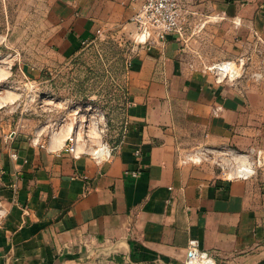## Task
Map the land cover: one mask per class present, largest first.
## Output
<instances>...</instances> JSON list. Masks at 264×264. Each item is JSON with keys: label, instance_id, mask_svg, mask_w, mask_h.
<instances>
[{"label": "crops", "instance_id": "obj_1", "mask_svg": "<svg viewBox=\"0 0 264 264\" xmlns=\"http://www.w3.org/2000/svg\"><path fill=\"white\" fill-rule=\"evenodd\" d=\"M144 2L51 0L55 54L78 55L98 30L132 39ZM180 3L183 37L134 48L110 162L75 159L67 138L44 139L39 126L34 142L22 129L0 141V264H185L193 241L217 264H264V182L228 181L184 157L252 144L264 117V0ZM244 53L262 83L203 72Z\"/></svg>", "mask_w": 264, "mask_h": 264}, {"label": "rangeland", "instance_id": "obj_2", "mask_svg": "<svg viewBox=\"0 0 264 264\" xmlns=\"http://www.w3.org/2000/svg\"><path fill=\"white\" fill-rule=\"evenodd\" d=\"M121 39L103 37L72 58H60L55 54L51 0H0V99L6 100L0 106V141H10L11 133L22 129L34 142L38 133L30 132L39 126L37 132L48 140L79 132V151L84 154H93L101 141L115 145L121 137L125 100L127 104L128 64L137 47L132 39ZM206 39L214 41L209 35ZM242 57L246 65L238 79L262 83L263 77L255 76L253 54L231 61ZM257 123L247 148L185 149V160L209 167L228 181L249 168L252 178L264 182V117ZM6 212L1 196L0 221Z\"/></svg>", "mask_w": 264, "mask_h": 264}, {"label": "built area", "instance_id": "obj_3", "mask_svg": "<svg viewBox=\"0 0 264 264\" xmlns=\"http://www.w3.org/2000/svg\"><path fill=\"white\" fill-rule=\"evenodd\" d=\"M133 22L136 24V32L132 40L136 46L164 41L171 34L180 37L184 36L183 9L180 0H145L139 12L133 18ZM103 37V32L98 30L93 38L83 42V46H89ZM245 65L246 59L243 57L236 61L223 60L210 66H205L203 72L213 75L217 83H235L241 77ZM129 67L130 62L128 64ZM128 98L127 92V108L130 105ZM79 135V132L71 133L67 138L66 151L72 154L75 159L84 155V153L79 151ZM115 149L116 146L101 141L98 148L90 155L98 163L110 162ZM136 153L137 155L140 154L139 151ZM12 157L17 159L16 154H13ZM253 173L254 171L248 172L243 169L241 170V175L236 179L247 180L252 178ZM131 175L136 178L139 176V172H133ZM185 264H217V262L209 252L202 250L200 245L193 241L188 248Z\"/></svg>", "mask_w": 264, "mask_h": 264}, {"label": "trees", "instance_id": "obj_4", "mask_svg": "<svg viewBox=\"0 0 264 264\" xmlns=\"http://www.w3.org/2000/svg\"><path fill=\"white\" fill-rule=\"evenodd\" d=\"M126 113H127V104H126V100H125V106H124V118H123V121L121 122V137L119 138V140L115 143V145L119 144L120 141H121V138H122V133H123V130H124V127H125V124H126Z\"/></svg>", "mask_w": 264, "mask_h": 264}, {"label": "bare ground", "instance_id": "obj_5", "mask_svg": "<svg viewBox=\"0 0 264 264\" xmlns=\"http://www.w3.org/2000/svg\"><path fill=\"white\" fill-rule=\"evenodd\" d=\"M5 98H2V99H0V106L3 104V103H5ZM72 129L73 128H70V131H72ZM57 139V138H56ZM59 139V138H58ZM59 144V143H58ZM244 170H246V171H248V172H252L250 169L248 170L247 168H245Z\"/></svg>", "mask_w": 264, "mask_h": 264}]
</instances>
